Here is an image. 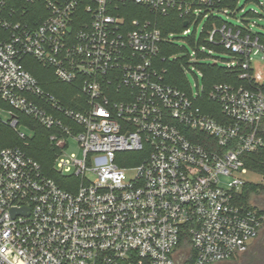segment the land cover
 <instances>
[{
  "label": "built area",
  "instance_id": "2783aa9c",
  "mask_svg": "<svg viewBox=\"0 0 264 264\" xmlns=\"http://www.w3.org/2000/svg\"><path fill=\"white\" fill-rule=\"evenodd\" d=\"M226 1L0 0L8 33L0 113L11 115L0 122L23 140L21 114L51 130L56 170L77 177L65 189L22 148L0 149V264H222L249 249L264 212L241 200L238 173L248 171L242 154L264 143V72L255 65L264 33L247 19L258 12L238 19L240 0ZM130 5L178 14L187 21L182 37H164L150 19L129 20ZM191 35L204 43L161 56L164 41ZM26 57L78 90L71 105L41 86ZM166 59L196 83H169ZM209 64L245 84L206 90ZM70 139L82 158L66 153Z\"/></svg>",
  "mask_w": 264,
  "mask_h": 264
},
{
  "label": "trees",
  "instance_id": "16d2710c",
  "mask_svg": "<svg viewBox=\"0 0 264 264\" xmlns=\"http://www.w3.org/2000/svg\"><path fill=\"white\" fill-rule=\"evenodd\" d=\"M238 0H227L225 5L234 6ZM129 20L134 18L140 19H150L160 27L164 37L168 36L172 32H182L184 30V18L180 17L178 14L174 13L171 15H157L152 12L149 8L139 6V5H130L129 9L124 13ZM8 36V33L2 29L0 26V42ZM188 42L191 46H197L204 43L202 38L196 41L194 35L188 37ZM178 42H166L164 41L161 46V56L169 57L174 53H179L186 47H181ZM187 49V48H186ZM25 66L29 69L32 74L39 80L41 86L46 90L65 103L71 105L70 97L76 93L78 90L69 84L60 82L52 68L44 66L38 60L33 57H26L24 60ZM163 65L167 66L169 71L167 75V81L173 85H176L183 89H188L190 83L188 81V75L184 73L182 66L179 62H170L168 59L163 61ZM205 77L203 80L206 90H209L214 83L225 82L232 83L236 85L245 84L242 80L239 79L238 73L236 71H230L225 67L216 66L209 64L203 68ZM207 99H205L206 101ZM214 116L217 114L214 113ZM20 124H27L32 130V135L27 136L26 140H23L19 137L17 132L8 124L0 122V149L4 147H13L18 146L22 148L28 155L32 156L37 160L44 172V174L54 179L61 187L65 189H70V184L67 183L69 178L77 179L75 176H65L59 173L55 168L56 156L59 153V148L55 145L54 142L50 140L51 130L42 126L33 118L21 114ZM259 134L263 137L264 140V120L260 125ZM196 141L206 142L208 136L203 133H196V136L193 137ZM119 155H129L136 156V153L122 152ZM242 158L245 163V167L248 171H252L260 174L263 177L264 181V143L258 147L257 150L251 152H244ZM121 165L128 164H137L140 162L138 158L133 160V162L126 163L124 161H117ZM264 188V184H254L252 182H245L242 187V192L240 194L241 200L246 206L253 207L256 206L249 202V196L252 192L259 191L260 188ZM258 207V206H257ZM260 208V207H259ZM264 212L263 208H260ZM264 225V223H263ZM263 227V226H262ZM262 229V228H261ZM237 257V256H236ZM236 257H233L231 260H234ZM231 260H228L222 264H228ZM180 264V262L178 263Z\"/></svg>",
  "mask_w": 264,
  "mask_h": 264
},
{
  "label": "rangeland",
  "instance_id": "374dc122",
  "mask_svg": "<svg viewBox=\"0 0 264 264\" xmlns=\"http://www.w3.org/2000/svg\"><path fill=\"white\" fill-rule=\"evenodd\" d=\"M260 1L263 0H240L239 7H242V9H239L237 11V18L240 19L241 16L250 10H255L260 15L255 16H249L247 19L252 23L255 22L256 25L254 26V30L257 32L264 33V5H260ZM234 21L236 22L237 19L235 18ZM200 24L198 26V31L201 29ZM194 26L192 25V28ZM175 34H178V32H175ZM181 32H179V37L181 36ZM178 43L181 45H185V47L192 51V46L187 40H178ZM219 56L224 57L222 54H219ZM255 65H256V71L264 72V59L260 55L255 56ZM189 81L191 85H194L196 83V80L194 78V75L192 73L188 74ZM0 118L3 121H9L11 120V115L5 112L0 113ZM19 129L21 131H24L27 136L32 135V130L29 125L21 123L19 125ZM66 153L68 155L75 154L78 158L83 157V152L80 150L79 145L77 141L74 139L69 140V147L66 149ZM238 176L246 180L247 182H252L254 184H264L263 177L255 172L252 171H246L245 173H238ZM232 180V178L230 179ZM249 202L252 204H255L256 206L264 209V188H260L257 192H252L249 196ZM228 264H264V225L262 229L260 230L258 236L253 240L251 243L249 249L244 252L240 253L234 260H231Z\"/></svg>",
  "mask_w": 264,
  "mask_h": 264
},
{
  "label": "water",
  "instance_id": "95a60500",
  "mask_svg": "<svg viewBox=\"0 0 264 264\" xmlns=\"http://www.w3.org/2000/svg\"><path fill=\"white\" fill-rule=\"evenodd\" d=\"M184 26H187V21L184 22Z\"/></svg>",
  "mask_w": 264,
  "mask_h": 264
}]
</instances>
